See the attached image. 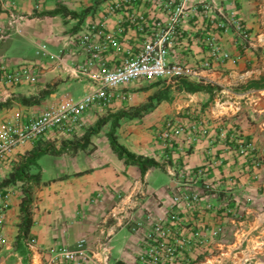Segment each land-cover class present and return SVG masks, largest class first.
Listing matches in <instances>:
<instances>
[{
    "label": "crops",
    "instance_id": "1",
    "mask_svg": "<svg viewBox=\"0 0 264 264\" xmlns=\"http://www.w3.org/2000/svg\"><path fill=\"white\" fill-rule=\"evenodd\" d=\"M94 1L97 0L0 3V64L12 69L32 61L40 71L36 84L11 87L7 94L0 92V104L9 102L0 109V124L19 114H38L62 98H78L86 92L89 81L73 70L74 64L86 59L80 36L94 22H103L106 29L114 30L118 20L126 16L123 12L107 13L113 0L99 4ZM202 2H209L212 12L208 16L201 11L188 12L174 40L170 59L198 65L208 60L205 39H214L230 53L231 60L204 72L211 83L203 86L211 87L212 92L186 93L168 86L167 97L151 101L149 111L118 120L114 129L117 142L131 153L159 164V168H150L143 174L137 166L125 165L112 151L107 136L112 120L90 137L85 150L73 153L69 149L60 155L41 156L36 168L40 181L31 205L33 224L27 237L35 238L38 246L73 249L81 239L94 246L102 240L103 221L115 205L119 206L115 215H132L134 221L143 220L146 215L159 219L167 215L174 196L194 193L202 199L201 205L192 213L183 212L184 215H206V226L214 225V216L222 218L223 237L212 245L207 264H264V86L246 88L249 83H260L264 77V0H189L187 6ZM57 6L78 17L32 18L33 14L53 11ZM137 8L147 16L165 19L157 0H139ZM85 9L89 10L81 17ZM217 10L232 13L243 23L251 37L249 47L237 45L233 34L217 29ZM118 41L103 57L107 67L119 65L124 53L140 44L139 36L132 31ZM40 45L45 49L37 55ZM31 50L34 56L27 57ZM160 86L167 87L159 82L141 81L119 90L124 99L114 100L104 112H88L84 116L85 126L72 138L25 144L13 150L12 162L17 157L24 159L36 147L60 149L66 142L80 140L99 119L149 103ZM21 98L39 101L23 105ZM167 120L175 123L176 133L164 144L160 132ZM192 125L197 129L191 131ZM201 127L207 129L206 134L200 133ZM245 146V153H239ZM199 170L204 175H198ZM156 171L163 173L167 182L160 184ZM13 191L0 264H23L16 243L22 244L25 264L37 263L38 255L35 253L32 258L25 239L17 240L23 192H17L15 187ZM144 230H132L126 225L115 228L109 242L112 257L132 264L140 251ZM122 231L131 239L118 248L116 237Z\"/></svg>",
    "mask_w": 264,
    "mask_h": 264
},
{
    "label": "built area",
    "instance_id": "2",
    "mask_svg": "<svg viewBox=\"0 0 264 264\" xmlns=\"http://www.w3.org/2000/svg\"><path fill=\"white\" fill-rule=\"evenodd\" d=\"M188 1L157 0L158 9L165 16V19H161L141 12L137 8L139 0H113L108 5L107 13L123 12L125 18L118 20L114 30L106 29L103 22H94L79 39L86 59L74 64L73 70L89 81L86 92L78 98H62L38 114H19L0 124V178L9 170L15 148L39 141L57 142L72 138L85 126L84 116L88 112L106 111L114 100L124 99L119 90L132 84L142 81L175 86L181 80L202 85L211 83L204 72L231 60L230 53L214 39H205L208 60L198 65L190 66L170 59L174 40L188 12L201 11L208 16L213 10L209 2L189 7ZM216 13L217 29L225 34H233L237 45L249 47L251 37L243 23L232 13L220 10ZM128 31L139 36V46L128 49L119 65L107 67L103 57L118 45L120 36ZM44 49L45 46L40 45L36 54L40 55ZM39 73L32 61H24L12 69L0 64V92L7 94L11 87L34 85ZM196 129V125L191 126V131ZM199 131L201 134L207 133L203 127ZM174 133L175 123L167 120L160 132V139L167 144ZM247 147H241L239 153H245ZM255 164L258 165V162ZM197 174L204 175V171L199 170ZM13 189L12 185L0 187V250L6 245L5 227ZM205 189L208 190L209 186L206 185ZM201 200L194 193L176 195L172 198L167 215L159 219L146 215L139 221H134L132 215H115L119 209L115 205L103 221L102 240L94 246H89L86 239H81L73 249H43L33 237L25 239L24 244L32 258L35 253L38 255L37 263L32 264H128L112 257L109 244L115 228L126 225L132 230L145 229L140 251L134 256L132 264H207L206 256L213 253L212 245L223 237V226L221 215L214 216L212 226H206V215H184L183 212L192 213L200 207ZM109 221L112 224H108Z\"/></svg>",
    "mask_w": 264,
    "mask_h": 264
},
{
    "label": "trees",
    "instance_id": "3",
    "mask_svg": "<svg viewBox=\"0 0 264 264\" xmlns=\"http://www.w3.org/2000/svg\"><path fill=\"white\" fill-rule=\"evenodd\" d=\"M100 1H94L96 3H100ZM89 9H85L81 12L80 16L84 17ZM63 16V17H78L76 13L68 11L66 8L57 6V8L53 11L49 12H43L40 14H33L32 18H43V17H54V16ZM264 86V77L261 79L260 83H249L246 88H259ZM169 87H165L164 90H160L158 93H155L152 97H150V102L143 104L139 109L137 110H131L129 112H119L115 115L112 116H107L106 119H99L93 127H90L87 129L85 132L84 136L80 140H74L70 142L64 143V145L60 149H54L53 147H36L32 151L26 154L25 158L23 159L24 161L22 162V165L18 168L16 167L9 175L8 179L4 182H2L1 186H8L11 184H14L18 181L23 182L24 184H27L26 182L30 183L31 181H24V170L28 169L30 167H35L37 168V161L38 159L45 155V154H51V155H60L66 152V150L71 149L72 152H76L78 150H85L88 145H89V139L91 136L96 135L99 133L100 129L109 121L112 120V129L108 133V140L110 143V147L112 151L124 161L125 165H132V166H137L141 173H145L148 169L150 168H159V164L152 158H147L143 156H138L127 149H125L122 145H120L116 137L114 136V129L117 127L118 120L124 118V117H130V118H135L137 116H141V114L147 112L150 110L152 106L153 100L155 101H160L162 97L164 96L165 98L167 97V89ZM175 88L178 91H184L186 93H196V92H207L211 93L212 88L209 86H203L200 84H196L190 81L186 80H181L179 81L176 85ZM38 99H25L21 98L20 102L23 105H33L38 103ZM9 104V102H5L3 104H0V109L2 107H5ZM32 176V175H30ZM31 180L35 182V184H38L40 181V175L37 173L36 175L30 177ZM23 192V197L21 199V203L19 206V223L17 225L18 227V235H17V240L21 241L23 239H26L29 236V230L33 224V219H32V212H31V205L33 201V193L30 189L24 188L22 190Z\"/></svg>",
    "mask_w": 264,
    "mask_h": 264
},
{
    "label": "rangeland",
    "instance_id": "4",
    "mask_svg": "<svg viewBox=\"0 0 264 264\" xmlns=\"http://www.w3.org/2000/svg\"><path fill=\"white\" fill-rule=\"evenodd\" d=\"M98 1H100V0H98ZM98 6V4H95L93 7L94 8H96ZM27 57L29 56V57H32V56H34V51H28L27 52V55H26ZM164 86H160V90H164ZM111 128H112V125H111ZM24 160H23V158L21 157V158H16V161H14V162H12L11 164H10V167H9V170L7 171V173L3 176V178H0L1 180V182H0V184H2V182H4V181H6L7 179H8V177H9V175H10V173L16 168V167H20L21 165H22V162H23ZM41 165L43 166L44 165V161H42L41 160ZM33 171V172H32ZM38 172H37V170H36V168H34V167H30V168H28V169H25L24 170V174H25V177H24V181H31L30 183H28V182H26L27 184H24L23 182H21V181H18V182H16V183H14V184H11L13 187H15L16 188V191L17 192H19V190H23L24 188H28V189H30L31 191H32V193L36 190V184L34 183V181L33 180H31V178L30 177H32V176H34V175H36ZM30 175H32V176H30ZM156 175H157V177H158V179H159V182H160V184H164L165 182H167V178H166V176L163 174V173H161L160 171H156ZM130 239H131V236H129L125 231H122L121 233H119L118 235H117V237H116V244H117V247L119 248V247H122V246H124V245H126V243H129L130 242ZM16 245L18 246L17 247V254H18V257H22V263L23 264H25V260H24V258H25V251H24V249H23V247H22V244L21 243H16ZM12 259L14 258V257H11Z\"/></svg>",
    "mask_w": 264,
    "mask_h": 264
}]
</instances>
